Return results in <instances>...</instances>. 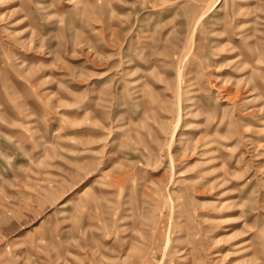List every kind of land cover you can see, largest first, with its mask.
Wrapping results in <instances>:
<instances>
[{
    "label": "rangeland",
    "instance_id": "1",
    "mask_svg": "<svg viewBox=\"0 0 264 264\" xmlns=\"http://www.w3.org/2000/svg\"><path fill=\"white\" fill-rule=\"evenodd\" d=\"M0 264H264V0H0Z\"/></svg>",
    "mask_w": 264,
    "mask_h": 264
}]
</instances>
